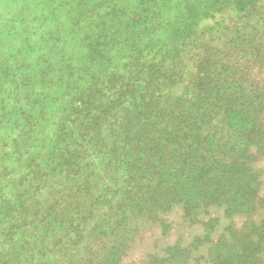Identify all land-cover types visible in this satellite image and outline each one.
<instances>
[{
	"label": "trees",
	"instance_id": "1",
	"mask_svg": "<svg viewBox=\"0 0 264 264\" xmlns=\"http://www.w3.org/2000/svg\"><path fill=\"white\" fill-rule=\"evenodd\" d=\"M12 2L0 264H264V0Z\"/></svg>",
	"mask_w": 264,
	"mask_h": 264
},
{
	"label": "rangeland",
	"instance_id": "2",
	"mask_svg": "<svg viewBox=\"0 0 264 264\" xmlns=\"http://www.w3.org/2000/svg\"><path fill=\"white\" fill-rule=\"evenodd\" d=\"M262 180H264V175L262 177ZM262 190L264 193V185ZM182 216L183 214L181 208L176 207L172 214H170V216L168 217V223H177L179 225L178 228H180L181 232H189L190 235L186 238L187 240H189L193 235L200 234L201 228L199 226L190 227L187 222H184L185 224L182 225ZM175 227L177 226H172V228ZM175 230L178 229L175 228ZM171 231H169L167 234H164L162 229L158 227L151 229L147 236H150L151 233V235H154V238H148L146 236L144 240L142 239L138 241V244L134 245L133 249L130 251V255L123 261L122 264H142V260L146 258L145 254L158 252L161 250L160 248H164L166 245H169L176 240L177 236L171 235H175L177 231L173 234L171 233ZM155 240H159L158 245L156 244Z\"/></svg>",
	"mask_w": 264,
	"mask_h": 264
},
{
	"label": "clouds",
	"instance_id": "3",
	"mask_svg": "<svg viewBox=\"0 0 264 264\" xmlns=\"http://www.w3.org/2000/svg\"><path fill=\"white\" fill-rule=\"evenodd\" d=\"M29 8L31 9H36L38 12L40 9H44L46 6L43 4L37 5V4H29L28 5ZM21 8V4L19 3H13L12 0H3L2 3H0V10H2L3 14H4V34H3V40L6 44L11 45L13 41H16V46H19V41L17 40V32H11V35L9 34L10 29L7 26V18L9 16L15 15L17 12H19ZM42 14V13H40ZM20 28H23V25H20ZM44 31H47V29H45ZM29 35L31 36V33H29ZM40 39L39 35L36 36H32V41L33 43H35L37 40ZM15 52V48L12 49V53ZM12 53H9V55H11ZM33 59H35V54L33 55ZM5 87H11V85H5ZM7 99V98H6ZM9 104L11 105L13 103L12 100L8 101Z\"/></svg>",
	"mask_w": 264,
	"mask_h": 264
}]
</instances>
